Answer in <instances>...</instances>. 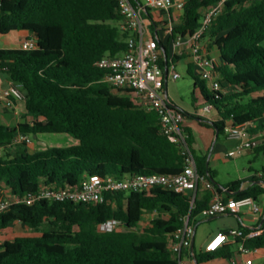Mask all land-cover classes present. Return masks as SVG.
I'll use <instances>...</instances> for the list:
<instances>
[{
	"label": "trees",
	"instance_id": "obj_1",
	"mask_svg": "<svg viewBox=\"0 0 264 264\" xmlns=\"http://www.w3.org/2000/svg\"><path fill=\"white\" fill-rule=\"evenodd\" d=\"M130 1L136 7L145 5L142 0ZM220 1L186 0L169 40L195 32L204 10ZM154 11L145 7L143 12L151 32L160 24ZM123 21L115 0H0V35L24 32L37 42L34 50L0 48V73L25 95L22 120L14 110H0L4 148L0 192L24 197L43 187H78L95 177L125 179L184 171L183 147L161 133L158 114L142 109L131 93L115 92L105 82L108 72L96 66L103 57L128 50L133 33L123 29ZM207 38L212 42L208 52L218 53L215 72L222 89L209 94L206 81L195 77L203 106L210 105L219 117L202 126L218 131L219 140L226 136L227 126L249 125V138L262 134L260 145L252 150L264 152V0H226L205 33ZM155 40L167 56L161 66L169 67L170 59L177 65L182 57H170V47ZM183 129L198 173L214 185L215 193L264 199V166L245 188L243 180L220 185L217 172L207 165L209 155L197 150L196 139L184 124ZM18 133L66 134L77 144L31 152L25 144L11 146ZM212 196L211 191H198L193 208L189 196L162 188L113 193L104 204L42 200L14 205L0 214V226L20 222L42 234L5 241L0 245V264H179L171 239L186 217L196 224ZM111 219L122 227L102 232L100 224ZM260 225V235L247 241V247L264 250V213ZM239 229L251 231L241 225ZM237 251L236 244H224L199 253L192 249L186 258L206 264L226 261Z\"/></svg>",
	"mask_w": 264,
	"mask_h": 264
},
{
	"label": "built area",
	"instance_id": "obj_2",
	"mask_svg": "<svg viewBox=\"0 0 264 264\" xmlns=\"http://www.w3.org/2000/svg\"><path fill=\"white\" fill-rule=\"evenodd\" d=\"M118 10L123 17V29L133 33L128 40V50L117 55H107L96 63L98 68L108 72L105 82L115 92L131 93L142 109L155 112L159 116L161 133L170 141L180 143L186 157V166L183 172L177 175L151 174L138 175L118 179L112 176L104 178L95 177L84 181L80 186L70 188L43 187L28 196H6L0 192V214L6 212L14 205H32L35 202L49 200L58 203L72 204H104L110 201L113 193H142L155 188H162L191 198V208L194 207L196 195L200 189L213 192V196L203 212L202 216L214 218L221 215H239L243 211L261 217L264 209L259 202L252 197L243 199L228 198L224 194L215 193L214 185L197 170L196 160L191 153L183 129L186 119L180 110L168 105L165 91L166 83L171 79L177 81L181 75L176 71V65L172 63L167 68L161 66V60L167 59L158 42L150 36L148 22L143 16L145 7L170 14L177 11L182 15L186 0H144V6H134L130 0H115ZM226 0L209 6L204 10L201 26L191 35H177L174 39L175 49L187 48L193 58L197 71L201 78L209 82L212 89L220 91L222 83L219 81L215 68L218 67V58L210 54L204 47V35L209 26L220 15ZM172 30V29H171ZM170 30V31H171ZM37 46L35 38H28L19 44L23 50H34ZM25 101L22 90L11 83L8 88L0 91V103L7 109H15L18 102ZM212 107L206 105L205 111H211ZM249 125L227 126L225 134L230 139L239 140V144L230 149L226 156L237 158L246 150L257 148L261 143L262 134L249 138L247 130ZM34 143L33 136L26 133H18L11 146ZM9 146V147H11ZM4 148H0V157ZM184 225L171 239V251L179 264H191L186 258L193 247L196 233L195 225L190 223L189 217L184 219ZM118 220L111 219L99 228L102 232H113L122 227ZM260 235V230L249 232L234 228L217 235L214 250L224 244H236L237 253L227 259L224 264H256L253 255L258 249L246 246V242Z\"/></svg>",
	"mask_w": 264,
	"mask_h": 264
},
{
	"label": "rangeland",
	"instance_id": "obj_3",
	"mask_svg": "<svg viewBox=\"0 0 264 264\" xmlns=\"http://www.w3.org/2000/svg\"><path fill=\"white\" fill-rule=\"evenodd\" d=\"M144 3V0H142ZM19 32H11L7 35H0V48H16L18 46ZM206 43L210 45L212 42L209 38L205 39ZM190 59L186 58L176 65V71L181 75L180 79L177 81L169 80L168 82V96L173 104L186 111L189 114V118L184 122V125L191 130L193 133L197 147L204 154L209 155V161L212 159V166L215 168L219 177L220 182L226 180L238 179L242 176H246L249 173V168L253 167L255 170H259L264 166V152L256 153L255 150H246L241 156L237 158H228L219 154L221 144L227 140L225 135H221L219 140H217L215 129L207 128L202 126V123L209 121L207 117L213 115L208 111L203 110L204 98L198 88H195V77L201 79V73L197 69L193 68L191 74L188 73L187 64ZM10 83V78L7 74L0 73V88H7ZM206 87L208 93H212V86L206 81ZM118 93V92H117ZM22 108L25 109V102L22 101ZM0 109L3 111H13V109H7L2 103H0ZM33 141L37 143L38 141H43L48 144V148H62L66 149L72 146L71 141H75L69 135H56V134H46L38 135L37 139L33 136ZM260 203V202H259ZM260 205L263 204L260 203ZM245 218L244 216H242ZM256 215L251 214L249 219H255ZM250 219V220H251ZM149 217L145 219L147 222ZM239 217L237 216H217L214 218H207L200 216L197 218V236H196V250L201 252V250L206 249V244L209 240L211 234L214 238L219 234L220 230L230 228L232 226H237ZM40 232H34L33 235L40 236ZM211 238V239H212ZM257 264H264V250H259L253 255ZM206 264H224L223 260L216 259Z\"/></svg>",
	"mask_w": 264,
	"mask_h": 264
},
{
	"label": "crops",
	"instance_id": "obj_4",
	"mask_svg": "<svg viewBox=\"0 0 264 264\" xmlns=\"http://www.w3.org/2000/svg\"><path fill=\"white\" fill-rule=\"evenodd\" d=\"M180 14L181 13H178L177 11H173L171 12V14H168V13H165L164 15H160V13L158 11H154V16H155V19H157V21L160 23L155 31L151 32L150 31V36L153 37L154 39L157 38L158 40H160L162 43L164 44H167L168 47H170V57H172L173 55H178L180 57H182L181 60H179L177 62V64L179 62H181L182 60L186 59V58H189L190 61L189 63L187 64V67H188V70H189V66H192V69L190 71L193 70V68L196 69V66L193 62V58L189 52V50L187 48H181V49H175L174 47V40H169V37H170V30L173 29L176 25H178V23L180 22ZM31 36L28 34V33H24V32H19V35H18V38H19V42H18V46L19 44L30 38ZM204 47L206 49L209 48V44L206 43V41H204ZM210 51V50H209ZM210 54L214 55L215 57L218 58V53L215 49H212L210 51ZM169 82V81H168ZM168 82L166 83L165 85V91H166V94L168 96V90H167V87H168ZM11 84V81L9 83V85ZM9 87V86H8ZM7 87V88H8ZM6 88H0V91L1 90H4ZM169 97V96H168ZM170 99V98H169ZM172 102V101H171ZM22 104L23 103H20L18 102L16 104V107L14 109V115L19 118L20 120H22V116L24 115L25 113V109L22 108ZM25 107V106H24ZM204 107L203 106V110H204ZM1 110V109H0ZM205 111V110H204ZM7 112H11V111H7ZM209 113L213 114L209 117H207V119L209 121H217L219 119L218 115L216 114V112L214 111H209ZM189 118V115L186 116V119L185 121ZM28 122H31L32 119L31 118H28L27 119ZM184 127H186L184 125ZM227 137V135H226ZM37 139V138H36ZM72 145H76L77 144V141H71ZM240 142L239 140H236V139H230L229 137H227V140L221 144V148L220 150L218 151L220 155H223L225 157L227 152L234 148L236 145H238ZM48 147V144L43 142V141H38L37 143H33L32 145H29L28 146V149L31 151V152H34V151H37V150H42V149H45ZM196 148L198 151H201L198 147H197V144H196ZM230 158V157H228ZM209 165L211 166V168L213 170H215L217 172V175L219 177V173L218 171L213 168L212 166V159L210 160L209 162ZM260 170V169H259ZM259 170H255L253 167H250L249 168V173L248 175L246 176H242L238 179H233V180H226L224 182H220L218 180V177H217V181L220 185H228L232 182H235V181H238V180H243L244 183L242 185V188H245L249 185V182L251 181V179H253L257 174L255 173L256 171H259ZM257 176H260V174H258ZM205 190L203 189H200L199 192L202 194L204 193ZM261 204H263V207H264V199H262V201L260 202ZM264 209V208H263ZM264 213V212H263ZM251 214L248 212V211H243L241 212L239 215H221V216H237L239 217V221L237 223V226H232L230 228H227V229H224V230H220V232H227L228 230L230 229H234V228H239L240 225L245 227V228H248V229H251V230H257V229H260V218L259 217H255V219H249V216ZM242 216H244L245 218H243ZM147 218V217H146ZM145 218V219H146ZM195 228H196V233H195V237H194V240H193V247L192 249L196 252V236H197V227L195 225ZM34 231L31 230L29 227L21 224L20 222H15L13 224H11L10 226L6 227V228H2L0 226V245L3 244L5 241H8V240H13L17 237H24V236H36V235H33ZM218 235V234H217ZM217 235L213 237V234H211V236L209 237V240L206 244V249L205 251H207L208 249H211L213 248L214 246H216L215 242L216 241V238H217ZM212 238V239H211ZM201 251H204V250H201ZM225 261H223L224 263ZM256 262V260H255ZM191 264H195V262H191ZM257 264V262H256Z\"/></svg>",
	"mask_w": 264,
	"mask_h": 264
},
{
	"label": "water",
	"instance_id": "obj_5",
	"mask_svg": "<svg viewBox=\"0 0 264 264\" xmlns=\"http://www.w3.org/2000/svg\"><path fill=\"white\" fill-rule=\"evenodd\" d=\"M155 39H157V38H155ZM162 48V50H163V52L165 53V55H166V52H165V50H164V48L163 47H161ZM166 102L168 103V105H170V106H172V107H175L176 105L175 104H173L172 102H171V100L169 99V97L167 96V98H166ZM216 137H218V131L216 132ZM35 138H37V136H35ZM209 160H208V162H207V165L209 166ZM196 263V262H195Z\"/></svg>",
	"mask_w": 264,
	"mask_h": 264
}]
</instances>
